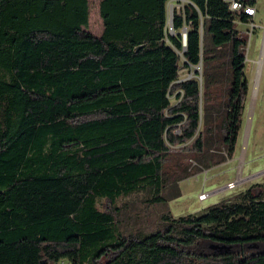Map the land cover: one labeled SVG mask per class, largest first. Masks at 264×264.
Instances as JSON below:
<instances>
[{
	"label": "trees",
	"instance_id": "trees-1",
	"mask_svg": "<svg viewBox=\"0 0 264 264\" xmlns=\"http://www.w3.org/2000/svg\"><path fill=\"white\" fill-rule=\"evenodd\" d=\"M165 2L101 0L96 35L90 0H0V264H264L261 183L151 231L120 228L122 198L166 203L172 184L233 157L249 92L248 34L228 5L187 8L185 65L202 64L201 83L179 79Z\"/></svg>",
	"mask_w": 264,
	"mask_h": 264
},
{
	"label": "rangeland",
	"instance_id": "rangeland-1",
	"mask_svg": "<svg viewBox=\"0 0 264 264\" xmlns=\"http://www.w3.org/2000/svg\"><path fill=\"white\" fill-rule=\"evenodd\" d=\"M100 1L90 0L91 13L88 29L96 35H101L104 29L99 12ZM256 6L258 13L254 20L259 27L256 28L249 48V62L245 69L249 80V92L238 146L233 157L221 164L194 171L187 178L172 184L166 194V203L147 206L149 192H139L122 198L119 204L124 203L125 206L120 228L124 233L137 228L154 230L165 214H171L174 218L189 214L200 215L210 206L240 201L243 193L253 184L264 185V48L259 62L256 61L260 55L261 36L264 33V0H257ZM249 38L248 34V41ZM179 79L200 81L203 79L202 64L188 67L185 65L184 56H181ZM170 99L173 104L178 102L175 95ZM252 123L254 128H251ZM251 130L253 131L252 141L249 150L246 151L245 144ZM195 164L196 162L192 164V167ZM249 170L262 171L252 179L237 182V173L242 171L248 174ZM230 183L235 184L229 186ZM203 192H209L210 196L202 200ZM56 264H70V262L65 259Z\"/></svg>",
	"mask_w": 264,
	"mask_h": 264
},
{
	"label": "built area",
	"instance_id": "built-area-1",
	"mask_svg": "<svg viewBox=\"0 0 264 264\" xmlns=\"http://www.w3.org/2000/svg\"><path fill=\"white\" fill-rule=\"evenodd\" d=\"M223 1L228 5L229 9L235 14L234 21L237 24V29L242 33H247L250 35L249 41L247 42L246 46L243 48L246 56L245 63L247 64L249 62V48L251 44V39L255 35L256 28L259 27V25L254 20L258 13L256 3L251 4L247 0H223ZM188 7H192L195 10L199 11L197 0H166L165 2V8H166L165 40L175 49V51L180 55V57L184 56V53L187 49V39L191 25V22H187ZM243 15L245 16L247 15L249 17V21L244 22ZM177 19H182V26L178 29L175 27V23ZM170 36H174V37L180 36L183 45L182 50H178L171 43V41L169 40ZM263 48H264V33L261 36L260 55L256 60L257 62H259L260 60ZM234 184L235 183H230L229 186ZM209 196H210L209 192H203L201 194V199L202 200L206 199Z\"/></svg>",
	"mask_w": 264,
	"mask_h": 264
},
{
	"label": "crops",
	"instance_id": "crops-1",
	"mask_svg": "<svg viewBox=\"0 0 264 264\" xmlns=\"http://www.w3.org/2000/svg\"><path fill=\"white\" fill-rule=\"evenodd\" d=\"M251 128H254V124L252 123V127ZM253 131L251 130V133H250V135H249V137H248V139H247V142H246V144H245V146H246V151H248L249 150V147H250V145H251V141H252V133ZM239 136H240V134H239ZM239 140V139H238ZM237 146H238V143H237ZM244 146V145H243ZM236 150H237V147H236ZM262 170H260V171H250L249 170V172H248V174L246 173V174H244V173H242V171H239L238 173H237V177H236V180H237V182H241V180H242V182H244L243 180H249V179H252V178H254L255 176H257L260 172H261ZM244 184V183H243Z\"/></svg>",
	"mask_w": 264,
	"mask_h": 264
},
{
	"label": "water",
	"instance_id": "water-1",
	"mask_svg": "<svg viewBox=\"0 0 264 264\" xmlns=\"http://www.w3.org/2000/svg\"><path fill=\"white\" fill-rule=\"evenodd\" d=\"M200 82L202 83V82H203V80L201 79V80H200Z\"/></svg>",
	"mask_w": 264,
	"mask_h": 264
}]
</instances>
